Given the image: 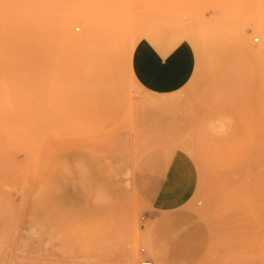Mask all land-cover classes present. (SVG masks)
Masks as SVG:
<instances>
[{"label": "rangeland", "instance_id": "rangeland-1", "mask_svg": "<svg viewBox=\"0 0 264 264\" xmlns=\"http://www.w3.org/2000/svg\"><path fill=\"white\" fill-rule=\"evenodd\" d=\"M70 1L93 4L98 50L103 36L124 45L97 51L88 66L61 37L40 35L58 19L49 13L32 32L31 68L0 70V121L18 128L0 130V264H128L133 226L159 258L143 238L132 264H264V116L255 92L264 29L254 27L264 24V0ZM107 22L114 30L103 35ZM196 40L221 50L222 62L190 51ZM188 52L218 70L220 98L206 110L181 82ZM207 114L223 119L222 135L200 133L196 122ZM179 139L195 154L171 144ZM119 142L130 160L143 147L186 154L196 175L191 198L152 210L166 163L129 170L123 186Z\"/></svg>", "mask_w": 264, "mask_h": 264}, {"label": "bare ground", "instance_id": "bare-ground-1", "mask_svg": "<svg viewBox=\"0 0 264 264\" xmlns=\"http://www.w3.org/2000/svg\"><path fill=\"white\" fill-rule=\"evenodd\" d=\"M104 5L106 6L101 4L100 10L105 11L107 13V18L109 19L110 14L113 13L111 9H109V5ZM37 10H40V12L36 15ZM93 10V4L82 6L78 3H72L70 0H0V70H10L13 68L27 70L31 68L30 47L33 40L32 32L36 30V28H38L42 23L40 22V18L42 16H44V18L47 17L49 13H54L55 15L58 14V19L52 22L48 28L42 24L41 27L44 28H42V31L40 30V35L46 38H53L56 36L61 37L68 45H72L76 53L80 55H87L89 60L85 62H89L88 66L93 67L95 65L94 56H96L95 54H97V51L104 53L106 50H108L111 54H113L112 52L114 51L115 54L118 52V49L114 50V47L117 45V40L114 36H103L101 39L105 44L103 48L100 45V50H98L99 47L96 45L95 41H98V35L101 34L96 30L95 21L93 18ZM73 25L81 26L83 29L82 34L75 35L71 29ZM109 26L110 23L107 22L105 28L102 31V33L104 32L103 35H106L111 30H114L111 29V27L109 28ZM254 27L264 29V24L257 22ZM115 32L116 30L114 33ZM254 41H257V39L254 38ZM121 43L122 40L119 39L117 48L118 46L124 45ZM263 46L261 45L258 48V52L264 51ZM188 49L190 51H197L199 53L212 56L214 60L222 62L221 58L219 57V52H221V50L209 48L207 44L205 45V43L200 40L193 42L192 46H190ZM148 50L151 49H147L146 53L149 52ZM47 55L48 54L44 49L40 52L39 59L37 61V65H39V67L46 66ZM263 84L264 74L255 82V92L258 96V99L260 98ZM219 98L220 95L217 99ZM213 108H210L208 112L212 114ZM207 115L210 117L205 118L203 116L196 122L200 129H202L200 133H203V135L207 137L222 135L226 129L223 119H217L214 118L213 115ZM0 130L13 135L18 133L16 123H11L9 129L6 130L5 125L0 121ZM26 133H29V129ZM171 144L186 150V152L192 155L195 154L193 144L189 142V140L179 139L177 142H171ZM125 145L126 144L123 142H119L118 144L120 154L123 156V166L119 171L121 178L120 182L123 186L128 181L129 170L136 171L137 168V172L142 173L144 170H151V168H154L153 163L158 161L160 166L164 168L165 165L162 166L163 162L166 163L170 156V149L166 151V147L165 151L167 154L165 157L162 156L163 153H161L162 151H160V149H157L156 152L155 149L151 150V147H143L141 150L133 154L134 157L130 160L128 156L129 152L126 150ZM131 224L133 223L131 222ZM133 230L134 239H132L130 242L131 247L129 249V255L127 256V263L132 264L134 247L138 242L137 240L143 238L146 239L145 244L148 252L156 255L158 259L159 251H157L153 244L148 242L149 236H147L146 233H143L144 231L142 232L137 230L135 226H133ZM140 253L142 254L143 251L140 250ZM142 261H146L151 264L146 258H141V262Z\"/></svg>", "mask_w": 264, "mask_h": 264}, {"label": "crops", "instance_id": "crops-1", "mask_svg": "<svg viewBox=\"0 0 264 264\" xmlns=\"http://www.w3.org/2000/svg\"><path fill=\"white\" fill-rule=\"evenodd\" d=\"M180 70L181 82L188 88L195 107L206 110L220 92L216 66L204 56L188 52L182 56ZM258 101L264 116V84ZM195 185L196 175L191 160L183 152L171 153L152 194L150 208L156 212L179 208L191 198Z\"/></svg>", "mask_w": 264, "mask_h": 264}, {"label": "built area", "instance_id": "built-area-1", "mask_svg": "<svg viewBox=\"0 0 264 264\" xmlns=\"http://www.w3.org/2000/svg\"><path fill=\"white\" fill-rule=\"evenodd\" d=\"M140 264H149L148 262H146V261H140Z\"/></svg>", "mask_w": 264, "mask_h": 264}]
</instances>
